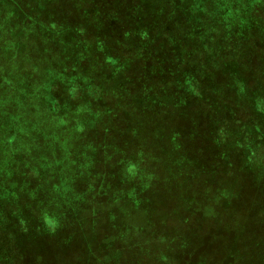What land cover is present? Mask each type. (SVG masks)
I'll return each instance as SVG.
<instances>
[{
	"label": "rangeland",
	"instance_id": "374dc122",
	"mask_svg": "<svg viewBox=\"0 0 264 264\" xmlns=\"http://www.w3.org/2000/svg\"><path fill=\"white\" fill-rule=\"evenodd\" d=\"M94 1L102 8L94 7ZM90 3L93 7L85 10V0H0V264H12L4 244L7 225L17 231L24 264L73 258L81 250L78 242L58 235L81 231L75 219L86 197L104 186L105 204L110 181L117 194L133 182L140 190H160L166 198L188 187L207 206L196 217L200 208L193 199L181 209L186 211L181 219L192 237L203 228L195 245L215 244L209 261L223 259L234 244L233 250L242 246L262 264L257 258L264 256V0ZM96 14L109 34L126 37L148 53L127 50L128 56L117 62L138 90L126 85L118 94L116 84H110L104 96L99 93L102 66L93 56L99 33L81 29L82 17L89 22V15L94 20ZM162 43L178 54H197L209 89L223 95L210 102L213 110L201 100L188 112L191 100L185 96L194 94L181 90L164 102L171 111L163 116L164 104L152 98L153 82L188 85L198 79L181 57L163 64L156 54ZM81 64L88 68L87 78ZM232 112L237 118H222ZM162 118L168 121L158 124ZM162 127H170L174 138L163 140ZM179 135L184 152L177 146ZM208 156L206 164L217 160V169L225 160L234 162L243 178L236 181L225 169L208 175L217 186L192 187L196 182L190 181L201 177L203 182L207 173L190 157ZM176 200L179 204L180 196ZM214 212L226 223L216 224ZM218 227L233 229L234 239L217 235ZM53 250L59 260L51 262ZM205 256H196L200 264H219Z\"/></svg>",
	"mask_w": 264,
	"mask_h": 264
},
{
	"label": "trees",
	"instance_id": "16d2710c",
	"mask_svg": "<svg viewBox=\"0 0 264 264\" xmlns=\"http://www.w3.org/2000/svg\"><path fill=\"white\" fill-rule=\"evenodd\" d=\"M85 3V10L91 9L93 7V4L90 3V0H85ZM91 17L92 16L89 15L91 22L90 20L89 22L86 21L88 17H82L81 29L83 30V33L87 30H90L96 34L99 33V42L96 43L94 41L95 46L93 49V56H96L97 61L102 66L98 71L97 78L99 93H101V96H104L106 94V88L109 87L110 84H116V91L118 94L121 93V90L125 88L126 85H128L130 88H136L138 90L137 86L131 81H128L126 76H124L123 68L117 62L124 59L122 56H128V53H125L127 50H131L133 54L137 55L143 54L144 56H147L148 53L143 52V49L138 50L133 42L128 40L126 37H124V47L119 49L115 40V36L113 34H109V30L103 23L102 18L97 14L94 20H92ZM158 24L159 23L156 22L152 28H156ZM70 34L72 35L73 32ZM106 34H109L110 36L109 42L106 41ZM182 36L184 37V35ZM86 38H88V36ZM89 38L92 37L89 36ZM126 39L127 41H125ZM129 42H131V44ZM154 45H156V42ZM163 45L164 47L158 45L159 49L156 53L159 57H162L163 64H173V61H171L172 59L176 60V57H181L183 65L187 66L184 56H197V54L192 56L188 52H183V50L180 54H178L171 46H167L165 44ZM173 46L176 48L175 45ZM122 50L124 51L122 52ZM85 65L86 64H83L82 67L84 68ZM83 71L85 78H87L89 75L88 68H84ZM203 72V70H199L198 73L193 74L194 79H198V81H196L197 83L200 84L199 81H203V88L201 89L202 91L198 89L192 96H185V99L187 98L191 100L189 110L187 109L188 112H190L201 100H204V104L209 102L210 108L207 109L210 112V110H213L212 103L210 102H212L215 97V99H217L223 96H216L214 91L209 89L206 75H204ZM162 80L164 81L165 79L163 78ZM178 85L180 84L174 83L171 85H164L158 80L153 82L152 98L154 99L155 103L164 104L162 110H165L166 112L165 115H161L167 116L170 113L171 109L164 102L166 101L169 103V100L172 99L169 98V95H175V93L181 92L182 89H174V87ZM209 112L206 114L211 115ZM230 116H233V119L237 118L233 112L226 113L222 118L226 119ZM156 121L158 124H160L162 121L167 122L168 120L166 118H162ZM162 129L166 131L162 132ZM162 129L159 131L163 137V140L167 141L169 138H174L170 127H162ZM168 130L170 131L168 132ZM176 142L178 148L184 152V146L182 145L180 135L176 137ZM190 158L198 163V166L196 167L199 171H202V173L205 174L207 173V179L203 182L201 177L199 179L195 177L192 181H190L196 182L192 187L200 186L198 184H201L202 186V183L206 184L207 186H217L219 183L211 182L208 175L212 174L213 172L219 173L225 169H231L229 176L236 181H238V177L243 178L244 174L240 170V167L238 166V170L233 164L234 162L232 163V161H229V159L225 160L224 166H220L217 169L215 168L217 160L214 162L212 161V164L207 165L210 156H208V158L205 160H200L194 157ZM111 183L112 181L107 182L110 190L106 195L107 201L105 204H102L101 201L104 198V186H99L91 196L86 197L87 201L85 204H83V210L81 211V214L75 219V221L77 220L78 224H76L78 226L77 228H81V231H66L63 234L58 235L64 236L65 234L66 239L78 242L81 249L72 256L73 258L66 259L65 262L60 261V264H198L199 260L196 258V256L202 254L203 252L206 253L205 257L206 261L208 262L213 261L214 263L218 262L219 264L220 261L224 264H257L254 261V256L247 254V250L245 252L242 246L233 250V247H235L234 244L223 259L215 260L214 258L210 259L209 261L210 254L213 250L212 247L215 244L212 243L211 248H203V246L199 247L200 245H195V241L203 238V228L200 229L201 232L199 234L192 237L194 233L193 231H189V224L181 219V214L185 211L181 209H188L185 206L194 204L193 199H198V204L196 205H198L200 208L198 211L199 213H196V217L200 216L201 212L203 211V207L207 206V202H201L204 199L201 200V198H195L194 194L190 193V189L188 187H180L177 193H172L173 197L166 198L165 193H163L164 195L162 196L160 190H158L160 194L157 191L153 192V187L140 190L142 187L133 182L123 184L121 187H119V190L121 189V192L123 193L117 194L119 191L114 193L115 188H111ZM143 188L146 187L144 186ZM211 190L212 192H215L217 189L212 186ZM177 196H180V200L178 201L179 204L174 203L177 201ZM182 196H185L187 200H190L191 198L190 202H181ZM223 202L224 198H222V207H227L223 204ZM211 208H213V206ZM174 213H176V215H174ZM174 216H178L177 220L174 218ZM218 217L219 216L214 212L212 218L216 221V224L225 222V220L221 221ZM196 223L197 221H195V225ZM7 227V240L4 241L2 238V240L5 242L4 244L6 245L7 250L10 252L7 261L11 262L12 264H24L25 256L22 252V248L20 247L18 240L19 236L16 235L17 231L13 230V228H11L9 225H7ZM1 232L2 231L0 230V233ZM214 233L215 232H212L211 234ZM230 233L234 234V230L231 228H229V230H224L218 227L217 229V235L225 236L228 240H233L234 237H232ZM239 245L241 244H238V246ZM73 248L75 249V247ZM70 249L64 250V252L69 251ZM53 252L54 253L50 255L51 262L53 260L58 261L59 259L56 258L58 255H55L56 251L53 250ZM260 256L261 257L257 259L262 261V264H264V256ZM55 263L58 264L59 262Z\"/></svg>",
	"mask_w": 264,
	"mask_h": 264
},
{
	"label": "crops",
	"instance_id": "0c3cea01",
	"mask_svg": "<svg viewBox=\"0 0 264 264\" xmlns=\"http://www.w3.org/2000/svg\"><path fill=\"white\" fill-rule=\"evenodd\" d=\"M93 4H94V7L97 6V8H98V5L100 6V4L98 2H96V1H94ZM99 8H102V7L100 6ZM113 31H116V29L113 30ZM115 40H116L118 48L122 49L124 47V45H123L124 37L123 36L122 37L121 36H115ZM184 57L186 59V64H187L188 71L190 72V75H192L194 77L193 74L198 73L199 70H200V68H198L199 67L198 64H196L197 60L194 59L195 57H191L189 55H185ZM191 82L192 81H189L188 85H178V86L174 87V89L188 90L190 94H195L198 89L201 90L203 88V81H199L200 84L197 83V82L191 84Z\"/></svg>",
	"mask_w": 264,
	"mask_h": 264
},
{
	"label": "clouds",
	"instance_id": "9594fccd",
	"mask_svg": "<svg viewBox=\"0 0 264 264\" xmlns=\"http://www.w3.org/2000/svg\"><path fill=\"white\" fill-rule=\"evenodd\" d=\"M46 222H47L49 225H54V221H53V220H50V219H47V218H46Z\"/></svg>",
	"mask_w": 264,
	"mask_h": 264
}]
</instances>
